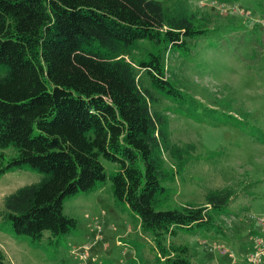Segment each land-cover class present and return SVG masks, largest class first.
Here are the masks:
<instances>
[{"label": "trees", "instance_id": "16d2710c", "mask_svg": "<svg viewBox=\"0 0 264 264\" xmlns=\"http://www.w3.org/2000/svg\"><path fill=\"white\" fill-rule=\"evenodd\" d=\"M207 30L191 11L161 0H0V150H16L5 164L0 152V173L24 165L42 173L3 197L2 217L14 233L39 239L44 230L58 236L73 228L63 198L105 178L102 158L117 164L109 176L113 196L150 234L156 258L193 264L187 246L169 238L192 226L218 232L212 215L223 213L232 193L214 190L202 205L164 207L162 183L185 164L183 152L175 170H165L160 117L122 55L148 42L153 49L137 59L138 69L174 93L164 54L188 50Z\"/></svg>", "mask_w": 264, "mask_h": 264}, {"label": "rangeland", "instance_id": "374dc122", "mask_svg": "<svg viewBox=\"0 0 264 264\" xmlns=\"http://www.w3.org/2000/svg\"><path fill=\"white\" fill-rule=\"evenodd\" d=\"M161 1L191 11L208 29L188 41V50L164 54V76L174 93L154 86L138 69L137 59L153 49L148 42L139 41L122 55L150 93V110L160 117L165 170H175L176 153L183 152L185 164L162 183L164 207L202 205L214 190L232 193L223 213L212 215L218 232L203 226L177 228L169 240L185 244L193 264H246L255 246L253 235L264 238V0ZM4 72L0 66V76ZM0 152L3 164L16 154L12 145ZM100 161L105 178L91 190L63 198L62 212L75 220L74 227L58 236L44 230L39 239L14 233L2 211L5 195L38 181L42 173L28 165L0 173L3 264H77L80 260L69 251L84 244L90 246L81 264H162L150 234L139 229L136 215L113 196L109 176L117 164Z\"/></svg>", "mask_w": 264, "mask_h": 264}, {"label": "built area", "instance_id": "2783aa9c", "mask_svg": "<svg viewBox=\"0 0 264 264\" xmlns=\"http://www.w3.org/2000/svg\"><path fill=\"white\" fill-rule=\"evenodd\" d=\"M262 225V229H264V222ZM255 239L254 248L250 249L245 263L246 264H264V238L257 236V234L253 235ZM261 240H260V239ZM90 245H81L70 249L69 253L73 256L77 257L80 261L77 264H81V261H85L87 259V248ZM95 262V261H94ZM85 264V263H84Z\"/></svg>", "mask_w": 264, "mask_h": 264}]
</instances>
